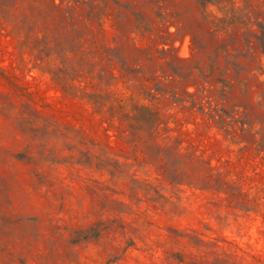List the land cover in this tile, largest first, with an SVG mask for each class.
I'll return each mask as SVG.
<instances>
[{"label":"rangeland","instance_id":"obj_1","mask_svg":"<svg viewBox=\"0 0 264 264\" xmlns=\"http://www.w3.org/2000/svg\"><path fill=\"white\" fill-rule=\"evenodd\" d=\"M0 264H264V0H0Z\"/></svg>","mask_w":264,"mask_h":264}]
</instances>
